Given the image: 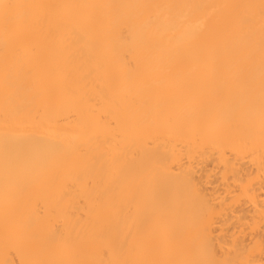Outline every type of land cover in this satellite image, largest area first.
Instances as JSON below:
<instances>
[{"label":"bare ground","instance_id":"6f19581e","mask_svg":"<svg viewBox=\"0 0 264 264\" xmlns=\"http://www.w3.org/2000/svg\"><path fill=\"white\" fill-rule=\"evenodd\" d=\"M0 264H264V0H0Z\"/></svg>","mask_w":264,"mask_h":264}]
</instances>
